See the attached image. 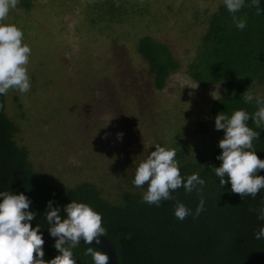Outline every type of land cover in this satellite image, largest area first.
Here are the masks:
<instances>
[{
	"label": "rangeland",
	"instance_id": "1",
	"mask_svg": "<svg viewBox=\"0 0 264 264\" xmlns=\"http://www.w3.org/2000/svg\"><path fill=\"white\" fill-rule=\"evenodd\" d=\"M109 1L30 0L29 9L19 3L4 23L20 28L31 48V91L5 96L15 142L48 183L67 189L90 182L111 202L126 191L146 192L147 185L132 183L136 169L156 145L167 148L169 137L185 134L182 146L195 156H207L224 137L212 126L208 136L194 133L208 121L224 86L199 84L187 72L207 16L224 3ZM145 35L165 45L178 63L160 89L138 51ZM252 91L264 96V83Z\"/></svg>",
	"mask_w": 264,
	"mask_h": 264
},
{
	"label": "trees",
	"instance_id": "2",
	"mask_svg": "<svg viewBox=\"0 0 264 264\" xmlns=\"http://www.w3.org/2000/svg\"><path fill=\"white\" fill-rule=\"evenodd\" d=\"M29 1L20 0V4L29 9ZM245 2L246 6L235 15L247 17L246 28L238 30L233 15L221 5L207 16L197 53L187 62L188 75L197 83L224 86L219 98L212 102L208 121L197 124L194 133L198 136L210 134L219 113L230 117L236 110L244 109L250 114L257 110L255 103L244 102L243 94L247 90L253 93L254 84L264 83V13L256 15V9L247 6L251 0ZM260 8L264 10V0H260ZM138 43V51L150 64L155 86L162 88L168 74L179 68L178 63L165 45L150 36L139 37ZM0 103L5 106V95H0ZM248 126L260 132L254 148L264 160V127L256 128L251 120ZM16 133L17 127L4 107L0 110V192L23 193L32 201L30 210L36 213V218L31 226L40 225L43 236L50 235L51 226L45 216L48 202L53 201V207H59L61 218L65 219L63 208L75 201L90 205L102 215V226L107 230L105 237L114 246L117 264H264V238L256 239L254 235L264 227V221L257 219L264 190L255 199L242 200L231 192L230 183L220 186L213 168L222 163L216 159L222 152L219 143L210 148L207 156H195L182 146L185 134L169 137L171 143L167 148L176 151L185 182L193 173H199L206 182L202 192L205 211L196 219L190 215L181 222L174 215L175 200L163 201L159 207L150 206L142 201V194L126 191L120 194L119 201L110 202L90 182L67 189L48 183L46 173L32 166L27 149L15 142ZM258 174L264 176V170ZM172 195L195 213L199 204L195 191L188 194L181 187ZM250 207L256 211H249ZM87 247L79 244L73 249L76 264H94L90 256L84 255ZM43 251L45 261L59 255L54 246L43 247Z\"/></svg>",
	"mask_w": 264,
	"mask_h": 264
},
{
	"label": "clouds",
	"instance_id": "3",
	"mask_svg": "<svg viewBox=\"0 0 264 264\" xmlns=\"http://www.w3.org/2000/svg\"><path fill=\"white\" fill-rule=\"evenodd\" d=\"M20 0H0V95H7L10 90L21 94L31 91V78L27 66L30 62L31 48L23 43L24 33L15 24L4 23L12 10L17 9ZM238 30L243 31L247 26V17L237 18L236 13L246 6L245 0H223ZM248 7L256 9V15L264 10L260 8V0H251ZM201 10L206 7L203 3ZM246 104L255 103L257 110L250 114L244 109L236 110L229 117L224 112L215 117V130L224 132L218 147L222 150L216 157L221 161L219 167H213L223 188L230 183L231 192L238 194L242 200L246 197L255 199L264 190V176L258 173L264 170V160H261L255 151L254 141L260 139V132L248 126L251 120L256 128L264 127V96L255 95L250 91L243 94ZM0 103V110L4 109ZM118 138L123 133H118ZM176 151L156 145L146 160L136 169L133 185L141 188L147 185L142 201L148 205L159 207L163 201L175 200L174 215L183 222L188 216L198 218L205 211V200L202 192L206 184L199 173H193L185 178L181 175ZM227 177V179H225ZM183 187L185 192L193 191L199 197V204L195 213L185 204L176 200L172 195ZM0 264H76L73 249L83 240L86 245L101 244V237L106 236V228L102 226V215L86 203L72 201L63 211L65 219L61 218L59 207H53V201L47 204L45 213L47 223L51 226L49 234L57 238L54 244L59 253L50 261H45L43 251V233L40 225L35 228L31 221L36 213L30 210L32 201L23 193L13 194L8 191L0 192ZM249 211H256L250 207ZM258 220L264 221V201L259 208ZM256 239L264 238V227L255 233ZM89 246L84 252L90 256L94 264H109L110 257Z\"/></svg>",
	"mask_w": 264,
	"mask_h": 264
},
{
	"label": "water",
	"instance_id": "4",
	"mask_svg": "<svg viewBox=\"0 0 264 264\" xmlns=\"http://www.w3.org/2000/svg\"><path fill=\"white\" fill-rule=\"evenodd\" d=\"M42 238L45 241L43 247L54 246L55 241L57 239V238L51 237L50 235L43 236ZM100 239H101L100 245H95V243L93 242V244L89 246H93L99 251L106 253L110 257L109 264H117V255H116L114 246L111 243V241L107 239L105 236L101 237ZM80 244L86 245L83 240L80 241Z\"/></svg>",
	"mask_w": 264,
	"mask_h": 264
}]
</instances>
